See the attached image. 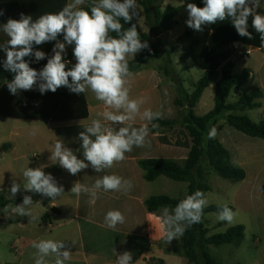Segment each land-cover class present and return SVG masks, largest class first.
<instances>
[{"label":"crops","instance_id":"obj_1","mask_svg":"<svg viewBox=\"0 0 264 264\" xmlns=\"http://www.w3.org/2000/svg\"><path fill=\"white\" fill-rule=\"evenodd\" d=\"M70 2L71 0H67V3ZM137 6L142 10L140 18H145L142 7L138 4ZM179 6H184V0H162L161 2L162 10L167 7ZM263 8L264 0H261L258 12L262 15H264ZM20 17L21 13L9 10L4 11L3 15H0V26L5 24L9 18L18 20ZM187 19L188 11L187 6H185L175 18L172 27L168 30H162L157 37L162 47L170 51V61L166 60L168 62L167 65H170L174 71L177 70L182 73L190 72L196 67L190 59L184 62L180 61L179 58L182 52L179 49L174 50L177 39L186 31ZM7 40V35L0 28V45L6 44ZM154 40L152 39V41ZM248 46L250 45L240 43L229 60L234 64V61L248 59L239 73L235 71L236 66L234 64L233 72L240 74L245 69L251 70L252 77L247 82L250 80L255 82V90L263 92V97L259 100L262 106L252 109L261 111L259 119L252 120L258 123L264 117V47L254 49L252 55L247 58L239 59L236 52L244 51ZM37 49L34 44L33 51H37ZM141 51L135 54L134 57L128 56L127 60L134 59ZM1 56L3 60L6 59V53L2 48ZM24 59L29 62L30 67L36 64L43 68L45 65L43 59L37 61L34 55L27 56ZM162 60L151 59L141 70L132 72L133 75L128 85L130 88V99H143L144 101L140 107V112L151 109L153 112L160 113L159 118H163L161 114L164 112V100L161 89L162 71L167 74ZM180 74L178 76L179 84L185 87L187 85L185 83L186 79L181 77ZM203 75L204 72L202 71ZM220 77L221 70L218 69L215 76L211 79L209 87L216 86ZM6 82L4 81L3 84L5 85ZM84 95L89 111L86 119L42 122L12 118L0 114V192L7 199L18 200L24 197L28 191L24 188L27 181L23 176V170L27 167H43L46 173L50 167L59 165L49 159L57 141H61L65 147L71 149L78 159H84L79 133L85 131V127L90 125L93 119H100L104 123H109L104 121L99 113L106 110L114 111L113 109H107L102 101L96 100L90 89H86ZM181 120L177 121L178 124H180ZM129 123L134 127L147 124L149 129L147 141L149 143L146 146H133L132 151L125 154V160L102 172H96L89 164L88 168L81 170L76 175H72L59 165L61 172L54 176V179L58 186L63 187L64 193L57 196L55 200L42 194L41 198L45 199L50 207L59 209L60 213L53 212L50 207H45L41 203H33L26 206L30 216L36 217V219L32 220L29 215H25L19 223H16L19 225L21 232L18 241L22 244L23 254L28 256L25 264H35L34 254L36 249L32 245L42 239H52L64 243L65 248L62 250H68L71 253V258L65 261V264H116L117 256L125 251L132 254V264H153V260H163V264H190L184 254L181 237L178 239L174 238L171 242H166L164 226L160 218L162 209L150 212L146 206V201L149 198L167 194L164 192L172 188V186L176 190H181L180 185L185 182L174 181L164 175L154 181H147L145 171L141 168L139 162L148 159H169L182 165L189 155L191 140L188 134L181 127L177 128V126L171 129L173 130L172 132L170 129L164 128H158L156 132H152L150 130L152 123L142 120L139 115L134 121ZM224 124L221 125L222 130L217 132L222 135L218 141L229 150L232 162L247 170L245 152L237 146L234 136L231 135L234 138V141H232L233 145L236 144L235 153H232L229 147V144L232 143H228V140L224 139ZM112 126L118 129L123 125ZM33 130H35V135L32 134ZM229 133L234 134L231 131ZM4 144H11V147L6 151H2L1 147ZM253 144L264 147V143L258 140L253 142ZM252 159L257 160L253 163L256 176L264 173V155H256ZM85 163L88 162L85 161ZM246 172L248 178L249 172ZM106 174H116L126 180H131L133 185L131 190L123 192L100 189L97 191L94 203L90 202L92 198L87 193L82 192L79 196L71 193V188L75 182H80L91 188L97 179ZM14 180L20 185V190L15 196H12L10 189ZM254 180L256 181V179ZM170 181L178 184H171ZM169 197L181 199L172 195H169ZM110 210L120 211L125 216V222L118 224L115 228H109L104 218ZM8 212L9 214L16 213L13 210H8ZM0 220L2 224H5L4 211L0 212ZM9 225L11 226V224ZM47 259L50 264L54 262V257H48Z\"/></svg>","mask_w":264,"mask_h":264},{"label":"clouds","instance_id":"obj_2","mask_svg":"<svg viewBox=\"0 0 264 264\" xmlns=\"http://www.w3.org/2000/svg\"><path fill=\"white\" fill-rule=\"evenodd\" d=\"M84 4L85 0H71L57 13L43 14L35 20L21 14L20 19L9 18L0 26L8 37L6 44L0 45L6 53L3 67L14 73L13 79L6 82L11 94L32 90L34 86H38L41 94L55 92L62 86L76 94L90 89L96 100L102 101L107 109L114 110L99 113L109 123L93 119L85 127V131L79 133L84 159H78L61 141L55 143L49 159L72 175L88 168L89 164L96 172H102L125 160V154L131 152L133 146H146L149 143L147 124L134 127L129 122L134 121L138 115L149 123L160 116V113L151 109L141 113L143 99H130L129 96L128 85L133 74L127 57H134L149 47L147 42L141 41L135 24L125 30L120 22L121 18L129 22L139 14L136 0H91L90 12L80 7ZM203 4V7H198L195 3L187 4L186 24L189 28L199 32L206 25L230 19L241 37L252 39L249 31L251 17V27L259 33L261 45L264 46V15L257 11L261 0H203ZM0 15H3L2 10ZM112 32L116 33L115 37L110 35ZM60 34H63L64 42L57 40ZM50 41L57 42L53 47L54 54L48 58L43 69L37 71L30 67L25 57L34 55L39 61L46 55L43 51H33V45ZM66 44L73 45L72 53L76 61L68 70L63 58ZM112 125L123 126L117 129ZM32 134L35 135V130ZM216 135L217 130L212 127L207 139H214ZM23 176L27 181L24 188L28 191L51 197L52 200L64 193L63 187L58 186L54 177L46 174L43 167H27L23 170ZM132 186L131 180L116 174H106L97 179L91 188L75 182L71 193L77 196L82 192L87 193L92 198L90 202L94 203L100 189L128 192ZM19 190L20 185L14 180L10 189L12 196ZM32 203L31 196L25 195L23 204L15 206L13 211L21 216H30L26 206ZM206 205L205 194L196 190L180 200L174 209L170 210L168 206L162 208L160 218L166 242L178 239L188 227L200 223ZM234 216L235 213L227 205H223L218 213L221 221L231 222ZM104 219L109 228L125 222V216L118 210L108 211ZM32 246L36 249L35 264H50L48 257H54L52 264H65L71 258L70 251L62 250L65 248L62 241L42 239ZM116 264H132V254L125 251L118 255Z\"/></svg>","mask_w":264,"mask_h":264},{"label":"trees","instance_id":"obj_3","mask_svg":"<svg viewBox=\"0 0 264 264\" xmlns=\"http://www.w3.org/2000/svg\"><path fill=\"white\" fill-rule=\"evenodd\" d=\"M91 0H86V4L80 7L90 12L89 4ZM162 0H136V3L142 7L145 14V24L151 30L147 33L142 30L139 22L133 17L131 21L125 22L120 19L123 28L126 30L133 24L142 42H147L148 48L143 49L134 59L128 61L131 72H137L147 64L151 59H163L167 57L170 61V51L165 50L159 40L158 35L162 30H168L175 22V18L188 3H195L198 7H203V0H184V6L167 7L161 9ZM67 4V0H0V10L12 11L31 16L33 20L47 13H57ZM249 31L252 33V39L241 37L230 19L217 21L215 24L206 25L203 31H195L187 26L186 31L176 41L175 49L182 52L180 61L191 60L193 64L204 72L202 78L190 92L182 84L179 88V98L175 100V105L182 109L183 117L179 122L191 140V149L185 162L180 165L169 159H148L140 161L141 168L145 171L147 181H154L164 175L174 181L188 183L189 195L196 190L202 191L205 195L210 191V187L204 182L205 169L202 162L206 161L216 171V173L225 179H231L242 182L247 178V172L242 167L235 165L231 160V154L221 142L217 139H207L208 131L215 127L217 132L222 130L218 125L221 120L236 130L253 138L264 140V117L260 122L255 123L246 115H238L234 112L252 110L260 108L263 92L254 90L242 94L235 103H228L227 99L234 88H240L251 77L252 71L245 69L242 73L233 72L234 64L229 58L235 53L238 45L244 43L259 49L261 45L259 33L251 27V17L249 18ZM113 37L116 33H110ZM152 39H155L152 41ZM57 40L63 41V34L58 35ZM57 41L45 42L36 45L37 50L43 51L46 55L44 64L53 53V47ZM73 45L66 44V50L63 54L66 62V70L71 69L75 64V58L72 53ZM3 59L0 48V114L12 118L35 120V121H72L86 119L89 115L88 105L84 93H72L67 87H60L55 92L47 91L41 94L36 86L32 90L18 91L15 95L11 94L4 81H11L14 73L6 71L3 67ZM44 65V66H45ZM37 71L43 68L36 64L31 66ZM221 70V77L215 86L214 102L215 107L212 111L203 116L195 114L204 91L210 86L211 79L215 76L217 70ZM71 81V78H69ZM150 126L152 132L158 128L174 129L177 120L158 118L154 119ZM157 125V126H154ZM11 144H4L2 151H6ZM61 172L59 165H54L48 169L46 174L53 177ZM262 185V194L264 197V182ZM25 195L31 196L33 203H41L45 207H50L49 203L41 198L40 193L27 191ZM24 195V196H25ZM23 198L18 200H9L0 192V212L13 210L15 206L23 202ZM184 199V198H183ZM182 199H174L167 195L153 196L146 201L148 211L156 212L165 206L170 209L179 203ZM32 203V204H33ZM223 205H208L203 209V215L208 213H219ZM235 211L233 206H228ZM55 213L60 210L50 207ZM15 215V214H14ZM202 215V217H203ZM25 215L16 214L10 219L11 223H19ZM245 226L236 225L229 227L224 233L206 236L209 229L205 228L202 219L200 223L191 225L186 229L181 240L183 243L184 254L190 264H221L213 258L208 252L209 245L241 244L245 238ZM153 264H163V260H153Z\"/></svg>","mask_w":264,"mask_h":264},{"label":"rangeland","instance_id":"obj_4","mask_svg":"<svg viewBox=\"0 0 264 264\" xmlns=\"http://www.w3.org/2000/svg\"><path fill=\"white\" fill-rule=\"evenodd\" d=\"M264 9V8H263ZM139 14L134 18L140 22L142 30L150 32V29L145 24V18H140L142 10L137 7ZM258 11V10H257ZM176 56V55H175ZM167 57L164 56L162 63L165 65V71H162V95L164 100V112L161 114L163 118L181 120L183 111L175 105V100L179 98V74L181 71H174L166 61ZM247 60L234 61L236 66L235 71L239 73L242 66L246 64ZM188 68V67H187ZM186 68V69H187ZM181 77L186 79L185 87L192 92L196 82L202 77V71L195 67L190 72L180 74ZM255 82L249 81L240 88H235L230 92L228 97L229 103L236 102L239 97L244 93H249L256 89ZM215 86L208 87L195 109L198 116H203L212 111L215 107L214 102ZM167 111V113H166ZM258 110H246L244 112H234L238 115H246L253 121L258 120L260 117ZM225 123V124H224ZM224 127V139L228 143L237 141V146L240 147L246 155V167L249 172V177L242 182H237L231 179L220 177L216 171L208 164L202 162L205 169L204 182L210 187V191L206 195L207 205H227L235 208V216L231 222L221 221L218 219V213H208L203 215L202 222L205 228L209 229L206 236L224 233L229 227L236 225L245 226V238L241 244L231 243L224 245H209L208 252L221 264H264V197L262 194V185L264 182V173L256 176V171L253 168V156L264 155V147L255 146L253 142L256 140L264 143L263 139L249 137L248 135L236 130L234 127L226 123L225 120L221 121L219 125ZM180 124H177V128ZM172 132L173 130L170 129ZM229 131L234 134H230ZM233 135V136H231ZM222 135L217 133L214 139L220 140ZM235 144V143H234ZM235 144V145H236ZM229 144L231 152L235 153L236 146ZM252 159V160H250ZM256 179V181L254 180ZM171 184H178L170 181ZM187 183H181V190H176L174 186L167 189V194L178 198H185L189 195V187ZM184 186V187H183ZM184 188V190H183ZM169 194V195H168ZM5 224L0 220V264H25L28 256L23 254L22 244L18 241L20 235L19 225L11 223L10 219L16 216L9 214L8 210L4 211ZM10 216V218H8ZM11 224V226L9 225Z\"/></svg>","mask_w":264,"mask_h":264},{"label":"built area","instance_id":"obj_5","mask_svg":"<svg viewBox=\"0 0 264 264\" xmlns=\"http://www.w3.org/2000/svg\"><path fill=\"white\" fill-rule=\"evenodd\" d=\"M254 48L252 46H248L244 51H237L236 55L239 59H244L252 55Z\"/></svg>","mask_w":264,"mask_h":264}]
</instances>
